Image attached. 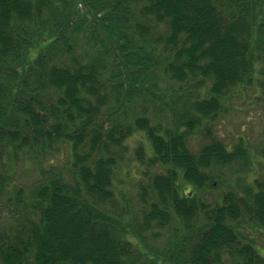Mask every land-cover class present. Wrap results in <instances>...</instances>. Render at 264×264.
I'll list each match as a JSON object with an SVG mask.
<instances>
[{
    "label": "trees",
    "instance_id": "1",
    "mask_svg": "<svg viewBox=\"0 0 264 264\" xmlns=\"http://www.w3.org/2000/svg\"><path fill=\"white\" fill-rule=\"evenodd\" d=\"M252 88L264 0H0V264H264L238 225L264 229V181L211 129ZM134 138L138 213L115 183Z\"/></svg>",
    "mask_w": 264,
    "mask_h": 264
},
{
    "label": "rangeland",
    "instance_id": "2",
    "mask_svg": "<svg viewBox=\"0 0 264 264\" xmlns=\"http://www.w3.org/2000/svg\"><path fill=\"white\" fill-rule=\"evenodd\" d=\"M247 91L239 93L231 102L224 103L227 109L216 117V120L211 125V129L213 130V136L223 141L228 147L242 137L245 140L246 145L249 147V151L254 156V163L251 166V171L253 172L248 176V180L251 182L252 180L254 181L255 179L260 178L261 181H264V90L252 88ZM253 94H255V97H253ZM167 118L168 115L166 114V118L161 116L160 120H164L165 122ZM203 133L204 132L200 131L189 137L188 144L193 149H198L202 144L209 142ZM140 144L142 143L138 142L136 138L128 141L127 146L129 148V153L126 158L121 161L119 164V171L115 174V183L117 186H122L125 189V199L127 203L130 204V209L133 213H138L143 205L140 200L139 186L144 182L145 178L143 174L137 172V166L140 165L139 162L135 159L133 160L131 157L133 150ZM65 162L67 163L66 156L59 153L56 155L53 163H45L44 170L49 174L53 171L54 173L60 171V173L64 174L63 176L67 178L68 176H66V173L68 170L66 169ZM132 165L136 168L135 172L132 171ZM23 167L25 166L21 163L18 169L17 179L22 178L23 180H26V175L27 177L30 176L23 173ZM26 167L28 169L31 168V166ZM30 170L38 173V176L40 175L41 169ZM237 182L238 179H235L234 177L229 179L230 186H235V184L237 186ZM244 184L247 183L245 182L243 185ZM226 191L227 188H225V186L216 187L211 190V193L208 192L210 193L208 197L213 198L215 195L219 198ZM240 221L241 223L238 225L240 226L241 233L245 236L244 238L250 239L255 244L258 252L264 256V250L261 251V249H264V229L254 226L247 217H243ZM165 233H167V231H165ZM146 234L148 237H151V232H147ZM163 240H165V237L158 238V241L150 240L149 245L153 248L160 249L164 244ZM134 244H136L135 241ZM157 250L158 249H155L154 251ZM147 257L155 260L158 264H170L168 262H163L162 260H156L150 255Z\"/></svg>",
    "mask_w": 264,
    "mask_h": 264
}]
</instances>
